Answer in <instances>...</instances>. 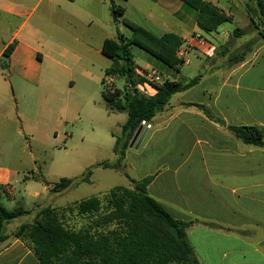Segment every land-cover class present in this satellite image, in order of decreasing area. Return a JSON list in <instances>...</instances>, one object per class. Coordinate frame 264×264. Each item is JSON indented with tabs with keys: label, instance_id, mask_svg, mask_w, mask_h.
<instances>
[{
	"label": "crops",
	"instance_id": "crops-1",
	"mask_svg": "<svg viewBox=\"0 0 264 264\" xmlns=\"http://www.w3.org/2000/svg\"><path fill=\"white\" fill-rule=\"evenodd\" d=\"M114 1L125 8V15L136 11L140 18L133 21L157 37L174 33L184 44L201 33L198 12L187 10L180 0H139L151 2L152 11L168 21L152 18L131 0ZM206 1L225 11L232 22L207 36L215 46L212 55L192 49L190 61L178 71L160 65L171 81H200L175 95L149 123L151 128L144 126L147 132L138 146L128 148L121 172L136 175L129 188L133 181L153 177L148 194L175 219L192 223L187 238L200 264H264V146L246 144L230 129H264V29L251 18L244 28L235 26L232 9L223 8L219 0ZM106 4L107 0H0V61L8 47H15L8 69L0 68V186L6 187L10 200L21 178L26 187L36 181V163L27 131L11 114L9 102L18 104V96L15 91L9 94L13 83L6 77L17 76L39 87L45 63L66 76L72 72L70 64L82 60L79 53L94 65L93 54L103 55L105 41L119 34L104 15ZM110 12L112 18L111 8ZM147 61L144 70L137 67L143 76L149 65L159 68ZM191 66L195 67L188 71ZM140 91L153 94L150 87ZM107 111L120 120L122 131L127 113ZM27 197L35 200L38 194L28 191ZM0 264L41 263L23 241L11 238L0 244Z\"/></svg>",
	"mask_w": 264,
	"mask_h": 264
},
{
	"label": "trees",
	"instance_id": "trees-1",
	"mask_svg": "<svg viewBox=\"0 0 264 264\" xmlns=\"http://www.w3.org/2000/svg\"><path fill=\"white\" fill-rule=\"evenodd\" d=\"M75 1V0H70ZM112 14L125 15V8L108 0ZM198 12V28L208 40L209 35L232 22V18L212 2L206 0H180ZM254 1L264 17V0ZM250 10V8L248 7ZM132 36L125 39H107L102 53L112 61L105 77L123 81L124 86L111 88L102 81V96L109 109L128 115L122 131L116 137L114 153L116 162L105 161L96 165L104 170H120L129 145L143 122L150 123L170 104L172 98L198 84L200 77L184 84L166 80L156 85L137 72L131 50L136 46L166 67L179 70L177 51L183 45L182 38L174 33L157 37L140 25L125 19ZM208 36V37H207ZM15 47L11 45L0 61L2 70L8 69V61ZM150 87L152 95L141 92ZM230 129L242 142L264 146V129L260 127H234ZM91 169L82 177L62 179L51 192L61 194L71 187L92 183ZM46 183L45 179L35 177ZM153 177L133 181L134 187H115L104 197H93L76 202L63 210L51 206L37 211L33 223H24L12 235L6 234L8 223L30 214L22 206L7 209L2 204L6 187L0 186V244L8 240L23 241L41 264H200L195 258L187 238L191 222L175 219L157 200L148 194ZM49 186V184H47ZM68 215L80 217L87 223L81 228L69 225Z\"/></svg>",
	"mask_w": 264,
	"mask_h": 264
},
{
	"label": "rangeland",
	"instance_id": "rangeland-1",
	"mask_svg": "<svg viewBox=\"0 0 264 264\" xmlns=\"http://www.w3.org/2000/svg\"><path fill=\"white\" fill-rule=\"evenodd\" d=\"M131 1L137 5V8L148 12L152 18L168 21V18L163 17L159 11H152L151 2ZM233 1L230 3L228 0H219V4L226 10L232 9V13L236 16L235 26L244 28V21L251 18L264 29V18L260 15L254 1L248 0L245 3L242 0ZM106 5L104 15L108 16L117 33L127 40L130 39L132 32L125 26L124 20L128 19L134 22L133 19L140 18L138 13L130 9L123 17L117 18L113 15L111 18L108 0ZM185 7L194 12L191 8ZM229 26V23L223 25V27ZM210 39L212 40V38ZM130 47L137 67L144 70L148 64L147 59H151L159 65V68L149 65L148 74H145L148 79L152 75L160 76L164 82L172 79L160 69V65L163 66V64L154 60L141 49L133 45ZM79 54L82 60L76 64H70L72 72L67 76L53 69L49 63H45L39 87H32L17 76L7 75L6 77L7 81L13 83V87L10 86L9 94L11 95L15 91L18 96V104L15 100L9 102L11 110L13 107L11 114L15 116L17 124L19 122L18 126L25 128L28 133L26 139L28 148L35 155L36 176L42 177L46 181L44 183L36 180L26 187L23 178H21L13 185L15 199L10 200L6 195L3 196L2 204L5 208L13 209L19 205L30 211L29 215L8 223L6 234H9L12 229L17 230L24 223H33L37 211L41 208L51 206L57 210H63L76 202L93 197L102 198L115 187L129 188L130 180L136 178L132 172L123 174L121 169L118 171L104 170L96 167L99 163L116 162L117 160L114 145L116 136L121 132L120 120L109 115L108 103L102 96V81L106 79L108 87L111 78L105 77V71L111 66L112 61L95 52L93 54L94 65H92L88 55ZM194 67L191 66L187 70L190 71ZM175 73L177 74V72ZM113 84L114 88L122 89L124 86L123 81L115 78H113ZM124 165L123 159L121 167ZM89 169L93 172L91 184L74 186L61 194L51 192V188L62 179L82 177ZM47 184L50 189L45 191ZM28 191L37 193L38 199H29ZM67 220L69 225H74L77 228H81L87 223L73 215H68Z\"/></svg>",
	"mask_w": 264,
	"mask_h": 264
},
{
	"label": "built area",
	"instance_id": "built-area-1",
	"mask_svg": "<svg viewBox=\"0 0 264 264\" xmlns=\"http://www.w3.org/2000/svg\"><path fill=\"white\" fill-rule=\"evenodd\" d=\"M192 49L203 50L205 55L210 56L215 51V46L213 43H211L210 40L206 39L201 33L196 32L195 34H193V36H191L189 40H186L185 43L177 51V58L179 60L177 68H180L189 62L188 54ZM149 80L156 85H161L164 83L163 79L160 76L152 75ZM113 86H114L113 81L110 79V82L108 83V87L112 88ZM142 125L151 128V125L146 122H143Z\"/></svg>",
	"mask_w": 264,
	"mask_h": 264
},
{
	"label": "water",
	"instance_id": "water-1",
	"mask_svg": "<svg viewBox=\"0 0 264 264\" xmlns=\"http://www.w3.org/2000/svg\"><path fill=\"white\" fill-rule=\"evenodd\" d=\"M146 132H147V128H145L144 125H141L137 130V132L135 133L129 147L133 148L134 146H138L142 141V139L144 138Z\"/></svg>",
	"mask_w": 264,
	"mask_h": 264
}]
</instances>
